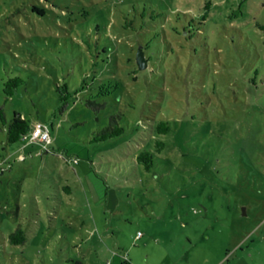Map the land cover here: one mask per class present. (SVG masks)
<instances>
[{
	"label": "rangeland",
	"instance_id": "rangeland-1",
	"mask_svg": "<svg viewBox=\"0 0 264 264\" xmlns=\"http://www.w3.org/2000/svg\"><path fill=\"white\" fill-rule=\"evenodd\" d=\"M1 106L0 264H264V0H0Z\"/></svg>",
	"mask_w": 264,
	"mask_h": 264
},
{
	"label": "trees",
	"instance_id": "trees-1",
	"mask_svg": "<svg viewBox=\"0 0 264 264\" xmlns=\"http://www.w3.org/2000/svg\"><path fill=\"white\" fill-rule=\"evenodd\" d=\"M23 82V79L20 76L9 77L4 82V92L7 95H12L14 89ZM109 89L101 92H109ZM63 100L67 99V96H63ZM86 105L92 107L95 110H100L105 106V101L98 102L96 99L87 98L85 100ZM67 106V102H64L62 107ZM0 120L3 126H6L7 140L10 143L20 141L25 139V135H28L31 131L30 124L26 118H24L17 111L13 112L12 118L7 121L5 111L3 107H0ZM171 129V125L168 121L159 120L156 124L153 125L152 131L155 130L157 133H167ZM124 127L121 126L118 122V115L110 114L108 118V123L100 129L92 138L93 140H105L123 133ZM153 144V143H152ZM165 147V142L161 139H157L154 142V145L149 147H144L139 152L136 153V161L143 163L146 169H150L154 164V157L156 153L161 152ZM8 240L11 244L18 245L24 244L27 241V235L23 228L17 227L11 231L8 235ZM71 264H86L79 259H69Z\"/></svg>",
	"mask_w": 264,
	"mask_h": 264
},
{
	"label": "water",
	"instance_id": "water-1",
	"mask_svg": "<svg viewBox=\"0 0 264 264\" xmlns=\"http://www.w3.org/2000/svg\"><path fill=\"white\" fill-rule=\"evenodd\" d=\"M136 62L140 69H144L147 66V59L144 55L142 46L140 45L136 51Z\"/></svg>",
	"mask_w": 264,
	"mask_h": 264
},
{
	"label": "built area",
	"instance_id": "built-area-1",
	"mask_svg": "<svg viewBox=\"0 0 264 264\" xmlns=\"http://www.w3.org/2000/svg\"><path fill=\"white\" fill-rule=\"evenodd\" d=\"M25 139L28 137V135L24 136ZM33 138V137H32ZM37 142L44 148L47 147V143L50 142V134L48 132L47 128H44V130L42 132H40L39 136H38V140Z\"/></svg>",
	"mask_w": 264,
	"mask_h": 264
}]
</instances>
